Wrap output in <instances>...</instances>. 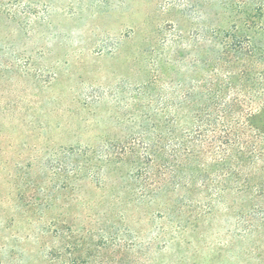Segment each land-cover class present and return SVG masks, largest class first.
Masks as SVG:
<instances>
[{"label": "rangeland", "instance_id": "obj_1", "mask_svg": "<svg viewBox=\"0 0 264 264\" xmlns=\"http://www.w3.org/2000/svg\"><path fill=\"white\" fill-rule=\"evenodd\" d=\"M260 9L264 0H0V264H89L98 254L90 246L99 239L86 232L101 222L88 216L102 210L98 187L83 175L65 188L56 159L120 134L110 116L149 78L161 30L177 22L233 30ZM246 226L218 215L186 234L192 244L180 255L185 264H264V229L251 235ZM176 253L156 258L173 264Z\"/></svg>", "mask_w": 264, "mask_h": 264}, {"label": "trees", "instance_id": "obj_2", "mask_svg": "<svg viewBox=\"0 0 264 264\" xmlns=\"http://www.w3.org/2000/svg\"><path fill=\"white\" fill-rule=\"evenodd\" d=\"M259 11L248 10L233 30L213 23L191 30L182 22L172 33L161 30L165 37L149 78L137 85L124 113L110 116L120 134H104L94 146H70L56 159L65 188L74 191L83 175L98 187L102 210L88 216L101 222L86 230L99 239L90 246L98 254L89 256V264H160L156 255L169 248L180 255L192 244L186 234L218 215L247 224L245 234L264 229V216H257L264 208ZM52 205L39 204L41 210ZM187 260L180 255L173 264Z\"/></svg>", "mask_w": 264, "mask_h": 264}]
</instances>
